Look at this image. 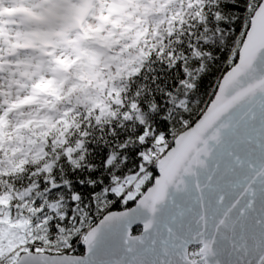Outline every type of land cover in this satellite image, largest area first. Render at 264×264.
Returning a JSON list of instances; mask_svg holds the SVG:
<instances>
[{"label": "snow or ice", "instance_id": "1", "mask_svg": "<svg viewBox=\"0 0 264 264\" xmlns=\"http://www.w3.org/2000/svg\"><path fill=\"white\" fill-rule=\"evenodd\" d=\"M0 264H264V0H0Z\"/></svg>", "mask_w": 264, "mask_h": 264}, {"label": "rangeland", "instance_id": "2", "mask_svg": "<svg viewBox=\"0 0 264 264\" xmlns=\"http://www.w3.org/2000/svg\"><path fill=\"white\" fill-rule=\"evenodd\" d=\"M2 15L4 16L6 22H8L9 18L17 16L18 11H17L16 5L13 4L9 8L5 9ZM12 23H15V21L13 20Z\"/></svg>", "mask_w": 264, "mask_h": 264}]
</instances>
